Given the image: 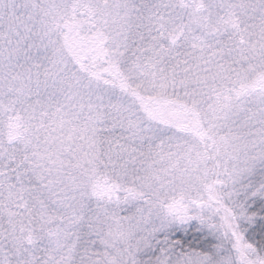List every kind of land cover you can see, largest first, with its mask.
Here are the masks:
<instances>
[{
	"label": "snow or ice",
	"instance_id": "6c2138e0",
	"mask_svg": "<svg viewBox=\"0 0 264 264\" xmlns=\"http://www.w3.org/2000/svg\"><path fill=\"white\" fill-rule=\"evenodd\" d=\"M0 264H264V0H0Z\"/></svg>",
	"mask_w": 264,
	"mask_h": 264
}]
</instances>
